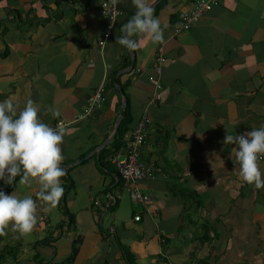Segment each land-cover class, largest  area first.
<instances>
[{
	"label": "crops",
	"instance_id": "1",
	"mask_svg": "<svg viewBox=\"0 0 264 264\" xmlns=\"http://www.w3.org/2000/svg\"><path fill=\"white\" fill-rule=\"evenodd\" d=\"M103 1L0 0V102L12 97L22 109L31 99L42 121L68 123L64 196L38 212L31 234L0 236V253L12 254L0 264H264V188L240 180L223 143L264 125V0H216L176 36L171 26L196 0H151L165 42L134 37L132 54L116 44L131 0H119L110 38L96 46ZM99 88L104 102L82 117ZM154 93L141 158L156 173L137 184L153 197L138 205L99 152L115 136L123 95L131 130ZM19 179L0 190L34 196Z\"/></svg>",
	"mask_w": 264,
	"mask_h": 264
},
{
	"label": "clouds",
	"instance_id": "2",
	"mask_svg": "<svg viewBox=\"0 0 264 264\" xmlns=\"http://www.w3.org/2000/svg\"><path fill=\"white\" fill-rule=\"evenodd\" d=\"M118 2L119 0H111L113 6ZM131 2L135 13L121 25L119 31L123 35L116 37V44L126 49L129 54L140 48L139 40L134 37H146L153 44H163L165 42L163 28L160 20L154 16L151 0ZM117 12L114 23L119 15L118 9ZM114 23L102 47L98 45L100 34L98 35L96 46L99 50H103L107 44ZM148 106L149 104L145 107L148 109ZM39 111L31 99L26 101L22 109L12 97L0 102V181L12 185L16 178L20 177V185L28 189L36 186L34 196L26 195L23 198L15 191L9 195L0 190V236H7L9 229L14 234L13 239L31 234L38 223V212H53L64 196L62 178L66 175V170L62 167L64 156L61 145L67 129L63 126L52 127L42 121ZM223 143L232 145L229 158L236 165L240 180L255 189L264 188V172L261 171L260 163L264 160V125L240 135L226 133Z\"/></svg>",
	"mask_w": 264,
	"mask_h": 264
},
{
	"label": "built area",
	"instance_id": "3",
	"mask_svg": "<svg viewBox=\"0 0 264 264\" xmlns=\"http://www.w3.org/2000/svg\"><path fill=\"white\" fill-rule=\"evenodd\" d=\"M215 4L216 0H196L191 10L184 14L181 20L173 25L174 34H179L182 31L193 27ZM101 14L107 22V25L98 37V45L102 47L109 37L112 25L118 14L116 6L112 5L111 0L102 2ZM155 61L156 73H159L160 66L163 62L162 55H158ZM155 85L157 86V89L160 88L159 82H156ZM102 93L103 88H99L87 99V107L84 109L83 113H81L82 117L91 116L95 108L104 102ZM157 100H159V95L154 93L148 104H154ZM148 124L149 116L147 107H145L134 128L130 133H127L124 136V141L126 143L125 147L112 152L106 157V162L115 168L116 174L122 183L123 190L128 192L133 202L138 205H144L153 197V195L152 193H141L137 189V184L141 181L154 179L156 173L155 165L141 158L142 147L147 138ZM67 125L68 123L57 121L52 127H67ZM140 218L141 217L137 215L134 217V221L138 222Z\"/></svg>",
	"mask_w": 264,
	"mask_h": 264
},
{
	"label": "trees",
	"instance_id": "4",
	"mask_svg": "<svg viewBox=\"0 0 264 264\" xmlns=\"http://www.w3.org/2000/svg\"><path fill=\"white\" fill-rule=\"evenodd\" d=\"M103 97H104V91L102 93ZM130 124H131V115H130V111H129V103H128V99L125 97V109L124 112L121 116V122L120 125L116 131V134L114 136V138L112 139L111 143L109 146L104 147L100 150L99 152V164L101 167H107L109 166L108 164H106L105 159L106 157L111 154L112 152H115L117 150H119L120 148H124L125 147V142H124V136L129 132L130 130ZM117 176V175H116ZM118 178V176H117ZM118 180H120L118 178ZM66 214V211H65ZM73 223V219L72 217L69 218V223L68 225H71ZM72 254L70 256L69 259H67L65 261V263H69L71 260H73L75 254L77 253V248L75 247V249L72 250ZM7 255H12L11 254V250L9 251H1L0 253V261L4 260V257ZM14 255H17V250H15Z\"/></svg>",
	"mask_w": 264,
	"mask_h": 264
},
{
	"label": "water",
	"instance_id": "5",
	"mask_svg": "<svg viewBox=\"0 0 264 264\" xmlns=\"http://www.w3.org/2000/svg\"><path fill=\"white\" fill-rule=\"evenodd\" d=\"M124 109H125V101H123V103H122V108H121V111H120V115H119L118 118L116 119V122H115V130H114L113 136L116 134V131H117L119 125H120V122H121V116H122V114H123V112H124ZM104 144H106V143H104Z\"/></svg>",
	"mask_w": 264,
	"mask_h": 264
}]
</instances>
